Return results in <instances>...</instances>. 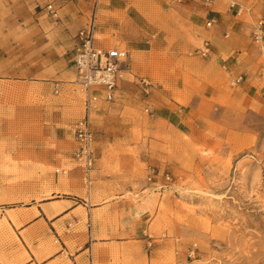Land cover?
<instances>
[{"label":"rangeland","instance_id":"rangeland-1","mask_svg":"<svg viewBox=\"0 0 264 264\" xmlns=\"http://www.w3.org/2000/svg\"><path fill=\"white\" fill-rule=\"evenodd\" d=\"M41 8L38 0H0L3 71L23 76L37 62L43 43L34 14ZM96 37L108 39L106 47L118 45L128 53L116 30ZM35 38L39 40L34 43ZM60 56L61 68L67 72L64 78L52 77L44 87H31L18 76L0 92V164L32 169L0 172V184L11 191L18 182L33 181L59 190L55 185L60 181L65 190L85 193L84 173L91 169L95 199L119 201L113 204L120 217L115 226H129L140 216L151 238L168 239L170 249L162 261L264 264V107L256 111L243 104L239 108L238 102L221 103L196 123L181 125V131L158 118L159 107L166 102L153 86L161 69L177 67L181 61L154 52H133V65L124 72L114 99L100 101L91 113L93 165L85 169L73 159L77 147L73 125L84 113V101L73 83L68 44ZM54 81L60 82L58 93ZM176 100L184 103L178 96ZM163 108L166 114L176 109ZM188 110L194 119L195 113ZM159 160L158 175L153 165ZM56 168L67 173L57 174ZM152 169L156 174L149 180ZM4 226L2 219L0 244L18 242Z\"/></svg>","mask_w":264,"mask_h":264},{"label":"crops","instance_id":"crops-1","mask_svg":"<svg viewBox=\"0 0 264 264\" xmlns=\"http://www.w3.org/2000/svg\"><path fill=\"white\" fill-rule=\"evenodd\" d=\"M49 1L38 0L42 8L34 14L43 43L37 62L23 76L0 69V92L18 76L31 87H44L52 77L67 75L60 51L68 44L73 54L74 36L88 21L93 0H55L56 18L43 8ZM97 7L96 34L116 30L128 50L129 66L133 52L181 61L177 67L161 69L153 82L167 104L161 103L159 119L183 131L181 125L196 123L221 103L238 102L239 108L243 104L256 111L264 107V34L261 46L252 35L255 23L264 18V0H99ZM205 41L209 49L202 56L197 49ZM95 42L105 46L109 41L96 37ZM164 88L169 90L166 95ZM168 106L176 109L166 114L163 107ZM185 108H191L188 113H195L194 119ZM161 165L160 160L153 165L158 175ZM14 168L32 171L28 165L0 164L2 173ZM90 172L84 173L85 193L65 190L60 181L54 182L59 190L33 181L18 182L11 191L0 184V225L4 219L8 227L3 229L18 240L0 244V264H168L162 261L170 249L168 239L151 238L140 216L129 226H115L120 217L113 206L119 201L95 199ZM46 190H51L49 195H44Z\"/></svg>","mask_w":264,"mask_h":264},{"label":"built area","instance_id":"built-area-1","mask_svg":"<svg viewBox=\"0 0 264 264\" xmlns=\"http://www.w3.org/2000/svg\"><path fill=\"white\" fill-rule=\"evenodd\" d=\"M98 2L93 0L88 21L76 32L73 45L72 63L76 74L73 80L77 90L82 94L84 101V113L75 121L73 133L77 142V147L73 153V159L85 169H90L93 165L92 141L93 133L91 129V113L97 108L100 101H112L118 83L123 78L124 72L129 69V56L125 49L114 45L106 47L96 44V27L98 23ZM231 5H235L234 2ZM47 12L57 17V10L54 2L45 5ZM211 21L207 22L210 25ZM264 34V18H260L253 28V40L261 46V37ZM209 49V43L205 41L197 53L204 56ZM145 82V79H142ZM55 93L60 91V82H53ZM151 174H156L152 169ZM169 179V175L165 174Z\"/></svg>","mask_w":264,"mask_h":264}]
</instances>
